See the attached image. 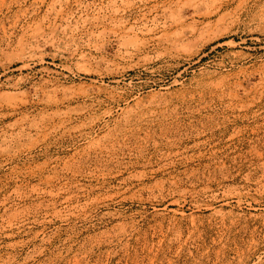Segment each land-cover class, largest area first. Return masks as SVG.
<instances>
[{"label": "rangeland", "instance_id": "rangeland-1", "mask_svg": "<svg viewBox=\"0 0 264 264\" xmlns=\"http://www.w3.org/2000/svg\"><path fill=\"white\" fill-rule=\"evenodd\" d=\"M263 221L264 0H0V264H264Z\"/></svg>", "mask_w": 264, "mask_h": 264}, {"label": "bare ground", "instance_id": "bare-ground-1", "mask_svg": "<svg viewBox=\"0 0 264 264\" xmlns=\"http://www.w3.org/2000/svg\"><path fill=\"white\" fill-rule=\"evenodd\" d=\"M96 83V82H95ZM107 87H95L91 85L89 88H82L80 93L77 95L78 98L85 99L86 101H96L102 94H107ZM72 97V96H71ZM99 101V100H98ZM241 203V202H240ZM208 208V207H207ZM240 210V209H239ZM217 212V211H216ZM221 213V212H220ZM236 214V213H235ZM232 215V213H231ZM240 217V216H239ZM235 220V219H234ZM232 221V220H231ZM264 222V221H263ZM232 223V222H231ZM236 223V222H235ZM233 224V223H232Z\"/></svg>", "mask_w": 264, "mask_h": 264}]
</instances>
